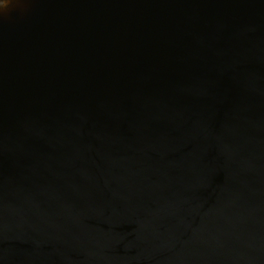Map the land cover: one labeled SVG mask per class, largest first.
Listing matches in <instances>:
<instances>
[{"label":"water","instance_id":"obj_1","mask_svg":"<svg viewBox=\"0 0 264 264\" xmlns=\"http://www.w3.org/2000/svg\"><path fill=\"white\" fill-rule=\"evenodd\" d=\"M0 264H264V0H7Z\"/></svg>","mask_w":264,"mask_h":264},{"label":"clouds","instance_id":"obj_2","mask_svg":"<svg viewBox=\"0 0 264 264\" xmlns=\"http://www.w3.org/2000/svg\"><path fill=\"white\" fill-rule=\"evenodd\" d=\"M6 3H7V0H5L4 4L2 6H0V7L6 6Z\"/></svg>","mask_w":264,"mask_h":264}]
</instances>
